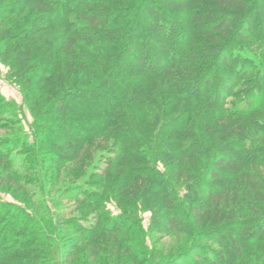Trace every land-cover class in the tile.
Here are the masks:
<instances>
[{
  "label": "trees",
  "instance_id": "obj_1",
  "mask_svg": "<svg viewBox=\"0 0 264 264\" xmlns=\"http://www.w3.org/2000/svg\"><path fill=\"white\" fill-rule=\"evenodd\" d=\"M0 63L33 122L0 94L29 205L0 198V264H88L98 233L143 264L119 236L145 214L190 240L153 264H264V0H0Z\"/></svg>",
  "mask_w": 264,
  "mask_h": 264
},
{
  "label": "rangeland",
  "instance_id": "obj_2",
  "mask_svg": "<svg viewBox=\"0 0 264 264\" xmlns=\"http://www.w3.org/2000/svg\"><path fill=\"white\" fill-rule=\"evenodd\" d=\"M244 53L249 56L255 57V55H253L255 53H252L251 50H248V51L246 50ZM7 73H8V68L0 63V94H2L6 100L16 102V104L18 105V109H20L19 113L22 112L23 117H24V119H22V116H21V119L27 129L26 134H30L31 130L29 129L30 128L29 126L33 123L32 118L25 106L24 97L22 93L17 87H14L13 85L9 83L7 79ZM6 134H8L7 131H6ZM0 135H4V133L0 131ZM91 172H92L91 169L88 168L86 176L80 179L79 181L87 182L90 184V186H93L92 183L94 184V181L96 180H94L93 178L91 179V176L89 174ZM35 178L36 177H34V180H36ZM90 188L93 191L95 190L94 187H90ZM29 191H30L31 196L35 200H40V188H39L38 183L35 182L32 185H30ZM14 192H16L14 189L11 190V192H8L7 190H4V187H1L0 188V198L2 199L1 200L2 203L13 204V205L19 206L24 209L29 208V205L25 201V200H28L26 198V195L22 197L24 195V192L17 191L16 192L17 195H13ZM58 194H59L58 192L54 193L50 195V197L55 198L58 196ZM140 218H142V223H143L142 224L143 226L142 234H139V236H137L134 233L135 230L133 229V227L126 226V230H127L126 235L121 234V236L119 237H124L123 239L124 242H128L129 244L134 245L133 246L134 249H132L131 251L140 252L142 260L146 259V261L143 264H153V262H156L159 260L165 261L167 259H170L171 251H173L176 254L179 251H183V248H185L188 242L190 241L188 237L186 236L181 237V240L178 241L168 236L166 237V235L161 234V233H156V232L152 233L150 231L151 216L149 214H145V215H141ZM93 219L96 220V216L89 212L88 213L77 212L74 216L65 218L66 221H70V220L74 222L76 221L80 225H84L86 221L91 222ZM70 234L74 240L78 239L77 237L72 235V233ZM94 243L96 244L97 248L96 250L92 251V254L90 257L91 262L88 264H107L109 262H111V264H132L131 262L128 261L130 259V255H126V253L123 252L122 249L121 251H119L118 248H121V246L119 247L115 246L113 250L111 248V246H113L112 242L109 241L107 237H103L102 233H98L96 235V242ZM109 244H111V246ZM85 247H86V243L82 241V243H80L79 246L76 247L74 251H72V258L69 259V262L66 264H77L75 261L79 263L80 261L78 258H81V254L83 252L86 254ZM108 247L114 253L110 257L107 254V251L109 250H106ZM149 259L150 261H148ZM104 261H107V263H105ZM54 264H62V263L60 259L58 258V260L56 259V261H54ZM134 264H141V263L135 262Z\"/></svg>",
  "mask_w": 264,
  "mask_h": 264
}]
</instances>
